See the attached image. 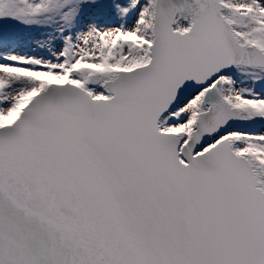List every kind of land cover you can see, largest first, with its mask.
I'll return each instance as SVG.
<instances>
[{
	"label": "snow or ice",
	"instance_id": "obj_1",
	"mask_svg": "<svg viewBox=\"0 0 264 264\" xmlns=\"http://www.w3.org/2000/svg\"><path fill=\"white\" fill-rule=\"evenodd\" d=\"M0 264H264V0H0Z\"/></svg>",
	"mask_w": 264,
	"mask_h": 264
}]
</instances>
